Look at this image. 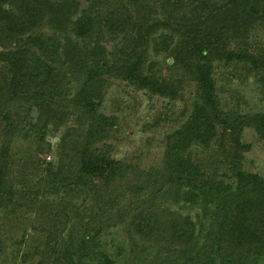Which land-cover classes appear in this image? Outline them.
<instances>
[{
    "label": "trees",
    "instance_id": "trees-1",
    "mask_svg": "<svg viewBox=\"0 0 264 264\" xmlns=\"http://www.w3.org/2000/svg\"><path fill=\"white\" fill-rule=\"evenodd\" d=\"M217 6L241 11L240 24L212 23ZM256 19L264 23V0H0V252L4 234L25 227L33 214L40 243L25 254L44 245L37 264H47L50 246L57 260L61 225L69 231L60 259L66 264H255L264 235V178L242 170L234 153L224 173L235 178L231 187L204 173L188 151L209 146L219 124L232 135L250 126L264 136V113L224 117L213 77L216 63L246 69L249 63L264 81V54L222 39ZM43 25L50 36L34 34ZM118 40L123 55L107 50ZM149 48L170 56L167 75L146 57ZM106 77L172 101L183 98L187 80L195 84L191 112L169 137L162 167L134 171L112 158L108 140L116 122L99 109ZM50 127L64 130L55 161L43 163L34 158L51 149ZM15 141L25 144L29 173L15 167ZM174 206L200 208L201 216L176 215ZM115 228H123V239H113L108 252L105 236Z\"/></svg>",
    "mask_w": 264,
    "mask_h": 264
},
{
    "label": "rangeland",
    "instance_id": "rangeland-1",
    "mask_svg": "<svg viewBox=\"0 0 264 264\" xmlns=\"http://www.w3.org/2000/svg\"><path fill=\"white\" fill-rule=\"evenodd\" d=\"M218 5H220V2H218ZM217 8V14L215 13L216 16L213 18L212 23L217 19L220 21V25L227 23L229 27L234 26V23L240 24L242 18H239V15L241 11L233 13L232 9L228 12L222 6H217ZM236 16L237 19H233ZM236 29L234 27L232 28V32L230 30L222 35V39H225L231 45V48L248 50L249 53L255 54L256 56L264 54L263 22L256 19L254 22L245 23L244 29L242 28L241 32L238 33ZM35 32V35L38 32H42L47 36L53 33L45 25ZM120 46V40L106 43L107 50L113 48L115 52L123 55ZM131 51L130 48H127V52ZM140 51V48L135 50V52ZM146 57L148 59L158 60L162 65L163 75H167L170 56L164 50H160L154 54L151 48H149ZM242 65L244 64L232 63L229 66H224L216 63L213 74L215 79V94L217 95L219 107L224 113V117L230 118V122L239 115L264 113V81L262 72L250 68L249 63H246L247 69ZM1 84L2 81L0 78ZM183 89L185 90L183 98L172 101L156 95H150L143 90L134 89L125 81L106 77L103 86L104 99L99 109L107 117L114 118L116 122L115 133L108 140V143L112 146V158L130 166L134 171L141 172V170L147 171L152 168L162 167V162L167 152L169 137L175 130L181 127L191 112L195 84L191 80H187L183 85ZM35 116L36 113H33V117ZM71 122H73L72 119ZM71 122L69 121L67 125L71 126ZM217 128L216 137L209 146L194 145L189 149L188 155L191 160L197 162L207 175L212 174L219 180L222 179L226 185L233 187L236 184L235 178L224 175V173L229 170L228 160L232 154L236 153V161L242 170L264 178V136L261 137L256 129L250 126L241 128L238 133L233 135L230 134L229 130L224 129L221 124ZM63 130V127H59L58 130L50 127V132L45 139L50 143L51 149L36 156L34 160L38 157L43 163L44 161H55V147ZM1 132L2 125L0 122V134ZM75 136L73 135L72 137ZM234 139H238V144L235 143ZM12 147L15 152L20 154H18L19 158H16L15 167H25L26 173H29V167L27 166H30V162H27L22 156V152L26 148L25 144L22 147L20 141H15ZM231 174L233 173L231 172ZM37 177V175L31 178L29 177V185L31 187H35L38 183L36 181ZM47 186L46 182H42L40 189L44 190ZM46 202L49 201L47 200ZM48 204L46 203V205ZM172 211L176 215H188L194 220H197L198 216H201V209L196 207L174 206V208L172 207ZM29 217L33 223L29 219H25V227L16 229L17 232L9 233L12 236L11 239H9V234H4L6 235L5 238L3 237L5 246L0 252V264H37L41 260V252L44 245L39 248L37 253L34 252L35 254H25L26 251H31L33 246L36 247V244L40 243V238H38L40 234L32 228L40 224L36 221L34 222L33 214ZM207 219L206 224L209 223V218ZM44 227L46 226L44 225ZM24 228L25 231L23 232L22 230ZM61 230H63L62 225L58 229L55 241L59 256L57 260H53L50 250L51 246L49 248L46 247L50 251L47 252L48 256L45 254V262L47 264L51 262L54 264H66V261L60 259H62L65 250L68 248L67 244L64 245V238L68 237L69 231L68 229L64 230V232ZM22 233L25 234L24 243H18L17 241L22 237ZM122 233L123 228H115L110 233H107L105 240H110L111 242L107 246L109 249L108 252L113 250L111 246V244H114L112 243L113 239L115 241L123 239ZM31 236L36 238L31 240ZM262 237L263 242L260 245L262 252L259 255L255 252L257 255L255 260H253L255 264H264V235ZM49 243H54V241H49ZM254 245L256 246L257 244L254 243L248 247H254ZM242 251L245 252L246 249H241L238 253L240 254Z\"/></svg>",
    "mask_w": 264,
    "mask_h": 264
}]
</instances>
